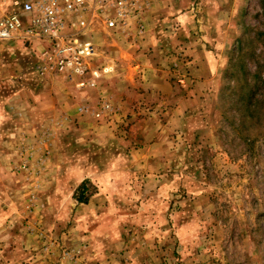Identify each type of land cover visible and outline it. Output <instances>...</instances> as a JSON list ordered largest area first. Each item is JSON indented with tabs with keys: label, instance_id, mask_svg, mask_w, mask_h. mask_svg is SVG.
Instances as JSON below:
<instances>
[{
	"label": "rangeland",
	"instance_id": "1",
	"mask_svg": "<svg viewBox=\"0 0 264 264\" xmlns=\"http://www.w3.org/2000/svg\"><path fill=\"white\" fill-rule=\"evenodd\" d=\"M127 1L93 37L119 80L78 118L35 123L54 76L19 91L24 49L0 43V106L34 121L0 123V264H264V0Z\"/></svg>",
	"mask_w": 264,
	"mask_h": 264
},
{
	"label": "built area",
	"instance_id": "2",
	"mask_svg": "<svg viewBox=\"0 0 264 264\" xmlns=\"http://www.w3.org/2000/svg\"><path fill=\"white\" fill-rule=\"evenodd\" d=\"M135 7L127 0H0V43L31 46L41 78L83 79L99 56L94 41L83 38L97 24L110 31L126 30L130 18L139 17ZM111 111L109 101L103 100L93 114L101 118Z\"/></svg>",
	"mask_w": 264,
	"mask_h": 264
},
{
	"label": "crops",
	"instance_id": "3",
	"mask_svg": "<svg viewBox=\"0 0 264 264\" xmlns=\"http://www.w3.org/2000/svg\"><path fill=\"white\" fill-rule=\"evenodd\" d=\"M25 1L30 2L33 0ZM101 29L102 24L95 25L92 32L84 37V41H92L93 37L101 32ZM9 45H15L19 50L24 49V53L21 55V61H24L25 63L21 65L19 74L15 80L18 90L23 91L24 83L26 81L24 75L28 72L35 75L37 74V53L35 50L32 51V49H30L31 46L21 45L16 42H9ZM28 64L31 65V68L27 66ZM104 65L106 67L103 65L93 66L89 75L83 79L68 80L62 76L54 77V99L49 103L35 104V123L43 121V123L47 124H58L64 120L81 117V109L84 106H87L88 103L91 104V102H94L91 95L94 97L102 95L104 82L110 79L119 80V76L117 75V64L109 63L108 65ZM9 83L10 82L4 83V85L9 86ZM14 94L6 98V101L4 99L0 106V115L2 116L0 123L3 125H10L13 120V123L18 124L19 126L17 134H20L21 132L27 133L28 130L26 129V125L31 124V122L34 121H32L30 117L29 119L31 122L29 121L28 116L30 112H28V106L26 103L22 101L21 95L19 93H17V95ZM124 105L125 104L122 103L119 106L125 109L126 107H124ZM11 111L13 117H11Z\"/></svg>",
	"mask_w": 264,
	"mask_h": 264
},
{
	"label": "trees",
	"instance_id": "4",
	"mask_svg": "<svg viewBox=\"0 0 264 264\" xmlns=\"http://www.w3.org/2000/svg\"><path fill=\"white\" fill-rule=\"evenodd\" d=\"M90 183L89 180L84 181L77 189L75 198L80 204H87L91 195L87 194V186Z\"/></svg>",
	"mask_w": 264,
	"mask_h": 264
}]
</instances>
